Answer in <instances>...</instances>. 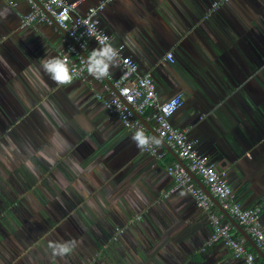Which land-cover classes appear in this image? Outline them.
<instances>
[{
    "label": "crops",
    "instance_id": "0c3cea01",
    "mask_svg": "<svg viewBox=\"0 0 264 264\" xmlns=\"http://www.w3.org/2000/svg\"><path fill=\"white\" fill-rule=\"evenodd\" d=\"M9 1L0 0V13H5L0 16L4 121L25 113L7 125L21 129L34 126L39 113H67L51 132L61 133L60 140L45 139L34 152V160L45 156L48 160L42 168L34 164L40 177L37 199L40 205L46 201V211L57 213H51L54 221L43 222H61L60 239L84 244L108 236L115 225L124 226L120 239L109 243L111 264H246L220 243L203 249L212 228L206 211L189 193L178 190L162 196L172 185L167 165L178 161L186 167V163L162 141L161 157L138 149L132 133L97 98V93L107 96L102 82L88 85L73 79L70 85H56L40 62L62 57L72 41L53 25L22 28L20 17L29 4ZM69 1L84 13L101 0ZM212 1L108 0L99 13L100 25L113 45H124L139 73H151L160 99L183 94L184 105L171 122L196 139L198 150L217 168L227 171L237 201L243 206L262 204L264 224V0H229L208 14ZM97 48L91 40L84 52L88 57ZM168 51L174 54L173 63L164 60ZM118 74L117 68L110 69L111 79ZM67 105L78 114L68 113ZM146 122L154 131L153 122ZM71 209L75 219L61 221ZM254 244L247 241L249 250L258 255L254 264H264V251ZM76 248L75 256L83 257L92 249ZM42 250L45 255L51 252Z\"/></svg>",
    "mask_w": 264,
    "mask_h": 264
},
{
    "label": "built area",
    "instance_id": "2783aa9c",
    "mask_svg": "<svg viewBox=\"0 0 264 264\" xmlns=\"http://www.w3.org/2000/svg\"><path fill=\"white\" fill-rule=\"evenodd\" d=\"M26 1L29 4V10L21 15L20 26L27 28L35 23H45L63 29L67 37L75 43L69 45L67 53L61 57H67L73 79H78L88 85H94V81L102 82L107 96L103 93H97V98L132 135L137 129H141L146 136L154 137L137 114L144 120L153 122L155 133L186 163V167L190 171L200 177L220 205L244 228L253 242L264 251V224L260 219L262 204L243 206L237 201L228 182L227 171L217 168L214 162L198 150L196 139L189 138L184 129L173 125L171 117L184 105L183 94L177 92L166 99H160L151 73H139L137 62L124 52V45L111 43L110 35L101 27L99 19V13L104 9L108 0H101L95 5L89 6L84 13H80L76 9V3L69 0H38L40 5L34 0ZM228 1L213 0L208 8V14L215 12ZM9 3L16 5L15 0H10ZM62 14H66L67 20L61 18ZM85 21H88V24H85ZM89 27H93L98 35L106 36L108 42L119 53L118 61L110 64L109 76L106 77L111 80L114 89L105 82L104 78L96 80L89 76L86 71V58L81 54V51H85L88 42L91 40H94L101 47L96 37L88 34ZM69 54H72L73 57H70ZM164 60L173 63V52H166ZM111 68L119 70V74L113 79L110 78ZM173 99L178 101L177 107L171 115H166L162 109ZM144 151L158 157L163 155V152L160 151V145L155 143L150 144ZM166 171L172 178V185L162 196L167 198L178 190H184L194 198L196 205L205 210L208 215L212 231L205 241L203 249L220 243L228 248L235 258L243 259L246 264H254L258 255L249 250L246 239L237 233L228 220L224 219V215L215 211L214 202L193 181L187 169L178 161H173L167 165ZM124 231V226H114L111 241H117Z\"/></svg>",
    "mask_w": 264,
    "mask_h": 264
},
{
    "label": "rangeland",
    "instance_id": "374dc122",
    "mask_svg": "<svg viewBox=\"0 0 264 264\" xmlns=\"http://www.w3.org/2000/svg\"><path fill=\"white\" fill-rule=\"evenodd\" d=\"M66 109L71 115L78 114V109L72 106ZM52 110L54 111V109ZM0 114L2 117L3 113L0 112ZM23 115L25 113H14V118L20 120ZM39 115L34 119V126L21 129L11 127L12 125L7 126L14 118L11 117L9 122V117L6 118V121L3 117L0 118V264H111L109 243L114 227L111 234L108 233L109 235L104 236L101 240L95 238L87 240L89 244L77 241L76 251L92 248L87 250L89 252L87 256H79L77 253L75 256V251H73L63 259L56 257L52 262L51 252L48 251L47 255L42 252L44 247L49 248V241L64 242L62 238H59L62 237L64 226L61 222L56 224L43 222V220L54 221L57 218L52 214L57 213L46 211L43 206L46 201L40 205V201L37 199V194L40 193V186H38L40 177L34 168L37 165L41 168L45 167L48 160H46V156L41 158L43 160H34L37 158L34 152H39L40 146L46 143L45 139L47 143L50 138L60 140L61 133H55L59 135L57 136L52 135L51 132L54 130V125H61V122L57 123V121L64 120L67 113L61 115L59 110L58 113L55 111L52 113L49 110V112H42ZM5 122L6 124H4ZM2 123L4 125L1 126ZM27 128L30 130L29 133L26 132ZM14 139L17 143L14 142ZM15 151L18 152L16 156ZM29 163L33 166L31 169L28 167ZM34 164L37 165L34 166ZM23 204L26 205V208ZM74 209L62 217L61 221L66 218L74 220L75 218L72 216L75 214L73 213ZM73 227H77V225H72ZM123 234L124 232L117 241ZM82 244L83 247L87 246L85 250L82 249ZM98 244H101V248L98 247Z\"/></svg>",
    "mask_w": 264,
    "mask_h": 264
},
{
    "label": "clouds",
    "instance_id": "9594fccd",
    "mask_svg": "<svg viewBox=\"0 0 264 264\" xmlns=\"http://www.w3.org/2000/svg\"><path fill=\"white\" fill-rule=\"evenodd\" d=\"M5 15V13H0V16ZM62 19L67 20L66 14H62ZM88 24V21L84 22ZM88 34L95 36L101 45L100 48L93 49L91 54L87 57L86 71L89 76L95 78L96 80H101L109 76L110 64L118 61L119 53L116 48H114L111 43L108 42L106 36H100L96 33L93 27H89ZM127 63V61H125ZM41 68L44 73L49 76V78L58 86L70 85L73 82V74L69 67L67 57L61 58L58 56H53L51 58H46L40 62ZM178 101L173 99L170 103L164 105L163 112L166 115H171L176 109ZM132 140L136 144V147L140 150H146L148 146L152 143L159 145L160 140L155 137H148L145 135L144 131L137 129L132 135ZM51 163V161H49ZM31 169L33 166L31 163L28 164ZM77 246V241L75 239L56 242L49 241L48 247L51 249V254L53 260L56 257L61 259L67 257L71 254L74 248Z\"/></svg>",
    "mask_w": 264,
    "mask_h": 264
},
{
    "label": "water",
    "instance_id": "95a60500",
    "mask_svg": "<svg viewBox=\"0 0 264 264\" xmlns=\"http://www.w3.org/2000/svg\"><path fill=\"white\" fill-rule=\"evenodd\" d=\"M35 2H37L39 5H40V2L38 0H34ZM57 29L59 31H61V33H63L65 36L66 35V32L57 27ZM70 40L72 41L73 44H75L73 42V40L70 38ZM81 54L87 59V55L84 51H81ZM104 80L112 86V83L110 80L104 78ZM114 89V88H113ZM137 116L142 120V122L145 124V126L147 127V129L153 134V136L155 138H157L158 140L162 141L164 145H166L165 141L160 138L157 133H155L153 130H152V127L150 126V124L148 122H146L139 114H137ZM185 167V166H184ZM187 169V172L188 174L192 177V179L197 183V185H199L201 187V189L209 196V198L216 204V206L219 208V210L221 211V213L223 215L226 216V218L230 221V223L232 225H234L235 227L238 228V230L241 232V235L248 241V242H253V240L250 238V236L246 233V231L244 229H241V226L230 216V214L220 205V203L218 202V200L209 192V190L205 187L204 184H201L198 177L196 176L195 173H193L192 171H190L187 167H185ZM244 230V231H243ZM254 246L256 247V245L254 244Z\"/></svg>",
    "mask_w": 264,
    "mask_h": 264
},
{
    "label": "trees",
    "instance_id": "16d2710c",
    "mask_svg": "<svg viewBox=\"0 0 264 264\" xmlns=\"http://www.w3.org/2000/svg\"><path fill=\"white\" fill-rule=\"evenodd\" d=\"M222 6V5H221ZM214 209H215V205H214ZM224 217V219L226 220V218H225V216H223ZM111 242H114V241H111Z\"/></svg>",
    "mask_w": 264,
    "mask_h": 264
}]
</instances>
